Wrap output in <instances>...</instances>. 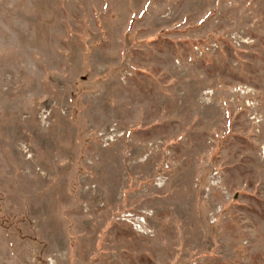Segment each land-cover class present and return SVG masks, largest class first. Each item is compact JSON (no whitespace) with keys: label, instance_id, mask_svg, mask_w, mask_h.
<instances>
[{"label":"rangeland","instance_id":"1","mask_svg":"<svg viewBox=\"0 0 264 264\" xmlns=\"http://www.w3.org/2000/svg\"><path fill=\"white\" fill-rule=\"evenodd\" d=\"M0 264H264V0H0Z\"/></svg>","mask_w":264,"mask_h":264}]
</instances>
